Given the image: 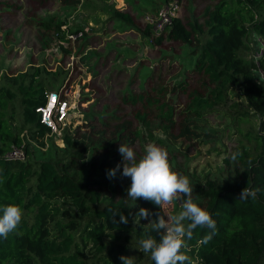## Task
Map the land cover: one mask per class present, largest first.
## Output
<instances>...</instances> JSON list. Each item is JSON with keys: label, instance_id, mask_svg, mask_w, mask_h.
I'll return each instance as SVG.
<instances>
[{"label": "trees", "instance_id": "1", "mask_svg": "<svg viewBox=\"0 0 264 264\" xmlns=\"http://www.w3.org/2000/svg\"><path fill=\"white\" fill-rule=\"evenodd\" d=\"M212 1L199 16L193 13L185 21L173 17L159 33L150 24L138 29L131 13L113 10L114 19L138 29L143 38L154 44L174 41L181 45L179 54L184 46L195 54L192 67L184 68L182 62L180 65L185 72L198 75L196 88L189 89L188 77L181 74L172 79L171 92L161 72L156 75L153 70L139 92H124L123 102L133 107L140 105L133 111L139 128L118 122L107 134L108 122L118 116L106 114L105 110L98 114L89 111L85 120H98L102 125L99 131L94 132L92 126L80 135L76 129L64 128L60 137L63 147L50 145L44 151L49 128L40 121L36 108L45 104L49 92L55 91L53 85L59 72L36 63L15 74L2 73L0 206L17 204L23 216L15 232L6 239L0 238V264H122L120 256H129L132 249L130 232L134 220L143 227L138 232L140 240L148 236L159 239L147 220L140 221L135 216L140 207H145L154 219L155 213L162 211L159 206L127 197L131 179L121 176L122 169L113 179L107 176L108 170L122 163L119 145L145 137L165 147L154 128L170 130L176 117L187 123L200 120L224 102L233 87L242 91L248 108L244 115L257 117L255 128L244 135L252 144L240 141L235 149L239 153L237 159H230L231 155L224 159L233 166V174L222 182L207 176L195 178L173 162L170 153L173 170L190 180L194 202L209 211L216 222L208 243L200 241L212 230L198 227L182 251L191 257L192 264H264V84L257 75L258 69L264 71V0ZM38 23L43 32L52 30L65 52L67 35L79 32L65 29L64 20L50 18ZM252 35L263 42L258 63L253 56L245 55L247 50L260 47L258 41L251 44ZM41 37L49 44L45 34L41 33ZM81 39L83 46L88 45L90 38L78 36L77 40ZM153 78V86L146 87ZM177 91L187 94L182 108L174 102ZM61 95L64 98L63 92ZM21 143L26 147L25 160L3 156ZM57 150L64 157L57 156ZM85 166L86 170L77 171ZM245 187L258 189L255 201L238 198ZM108 209L128 216V223L113 224ZM135 264L155 262L140 251Z\"/></svg>", "mask_w": 264, "mask_h": 264}, {"label": "rangeland", "instance_id": "2", "mask_svg": "<svg viewBox=\"0 0 264 264\" xmlns=\"http://www.w3.org/2000/svg\"><path fill=\"white\" fill-rule=\"evenodd\" d=\"M212 3V0H0V83L3 72L15 74L30 64L42 63L60 74L53 90L63 92L69 103L64 128L76 129L80 135L90 131L92 126L94 132L99 131L102 127L99 121L85 120V113L98 114L104 110L106 114L118 116L108 122L107 134L118 122L139 128L133 111L140 105L133 107L123 102L122 97L126 91L136 94L144 88L153 70L156 75L161 72L171 92L172 79L181 74L188 77L189 89L199 84L198 75L185 72L180 65L182 62L184 68H190L194 64L195 54L190 53L187 46L179 54V43L165 40L161 45L154 44L143 38L138 29L150 24L154 31L149 20L156 21L164 5H176L174 16L185 21L193 13L199 16L205 6ZM114 9L132 13L137 19L138 29L114 19L111 16ZM50 18L64 20L65 29L79 30L73 33L75 37L67 35L69 41L64 44L68 52L53 37L52 30L43 32L40 29L38 22ZM41 33L45 34L49 44L42 41ZM78 36L90 38L88 45L83 46V40H77ZM250 40L255 44L259 38L252 35ZM255 51L247 50L245 55L253 56ZM155 81L154 78L149 79L146 87L153 86ZM173 96L178 107L186 104L185 91H177ZM246 112L248 108L241 89L233 87L224 102L214 106L200 120L187 123L176 117V124L170 130L154 128L155 135L165 141V147L145 137L128 145L134 149L138 159L144 155L145 146L149 143L167 147L169 158L171 153L173 162L182 166L186 174L202 179L207 176L222 182L234 172L231 163L224 159L230 158L240 141L252 144L244 135L255 128L257 117L244 115ZM50 145L63 147V142L60 138L49 137L48 145L42 150ZM55 153L64 157L58 150ZM121 161L120 169L123 168L122 157ZM86 169L85 166L77 171ZM181 203L174 201L164 211L175 214L180 211ZM135 221L132 222L133 232H130L132 249L129 254L134 261L140 252L138 232L143 228Z\"/></svg>", "mask_w": 264, "mask_h": 264}, {"label": "clouds", "instance_id": "3", "mask_svg": "<svg viewBox=\"0 0 264 264\" xmlns=\"http://www.w3.org/2000/svg\"><path fill=\"white\" fill-rule=\"evenodd\" d=\"M261 81H264V74L259 77V82ZM118 151L123 158L120 174L131 179L127 197L135 201H150L162 210L155 213L154 219L151 218L154 214L145 207H140L135 214L140 221L147 220L151 230L159 234V239L153 236L141 239L138 249L149 254L155 264H192L191 257L182 249L187 247V241L193 237L194 230L198 227L212 230L200 241L201 244L208 243L215 232L216 222L209 211L194 202L189 178L173 170L168 152L155 143L147 144L144 155L139 159L134 149L125 143H120ZM238 155L237 152L232 153L231 159L236 160ZM120 168L121 165L117 164L115 168L108 170V178H115ZM257 193L258 189L245 187L238 198H251L255 201ZM178 200L182 201L180 211L175 214L164 211ZM108 211L112 212L113 224L128 223V216L112 209ZM117 215L119 220H116ZM22 216L23 210L17 204L0 206V238L6 239L10 233L15 232L21 224ZM120 260L122 264H135L133 256L121 255Z\"/></svg>", "mask_w": 264, "mask_h": 264}, {"label": "built area", "instance_id": "4", "mask_svg": "<svg viewBox=\"0 0 264 264\" xmlns=\"http://www.w3.org/2000/svg\"><path fill=\"white\" fill-rule=\"evenodd\" d=\"M176 5H164L158 13L156 21L153 19L149 20L152 22L153 29L155 33H159L164 30L172 21V18L175 17ZM171 10V12H170ZM77 35V34H76ZM75 37V34L71 35ZM259 49L255 51L253 58L257 60L261 56L263 42L259 39ZM261 74H264V71L261 69L257 70V75L260 77ZM264 84V81H262ZM62 92L60 91H51L47 94V100L44 105H41L36 108V112L40 115V121L49 128L48 137L53 136L54 138H60L62 130L65 127V120L68 116L69 103L62 97ZM47 146V143L45 144ZM7 159H16V160H25L27 157L26 147L24 143H21L17 146H12L7 152L3 155Z\"/></svg>", "mask_w": 264, "mask_h": 264}, {"label": "crops", "instance_id": "5", "mask_svg": "<svg viewBox=\"0 0 264 264\" xmlns=\"http://www.w3.org/2000/svg\"><path fill=\"white\" fill-rule=\"evenodd\" d=\"M122 10V9H121ZM131 15H132V13H131ZM134 16V15H133Z\"/></svg>", "mask_w": 264, "mask_h": 264}]
</instances>
